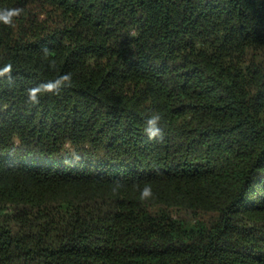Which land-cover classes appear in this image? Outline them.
<instances>
[{"label":"trees","instance_id":"obj_1","mask_svg":"<svg viewBox=\"0 0 264 264\" xmlns=\"http://www.w3.org/2000/svg\"><path fill=\"white\" fill-rule=\"evenodd\" d=\"M13 8L0 264H264V0Z\"/></svg>","mask_w":264,"mask_h":264},{"label":"clouds","instance_id":"obj_2","mask_svg":"<svg viewBox=\"0 0 264 264\" xmlns=\"http://www.w3.org/2000/svg\"><path fill=\"white\" fill-rule=\"evenodd\" d=\"M22 9L19 8H13V9H5L3 11H0V21H3L4 23H10L12 18L19 15ZM70 78L68 76H64L63 80L67 81ZM159 120V117H153L147 121L148 127L146 128V132L149 135V138H155L158 135H160V129L156 126L157 122Z\"/></svg>","mask_w":264,"mask_h":264}]
</instances>
